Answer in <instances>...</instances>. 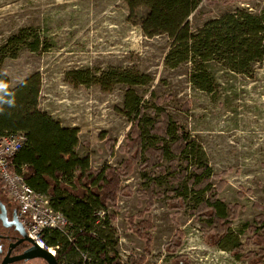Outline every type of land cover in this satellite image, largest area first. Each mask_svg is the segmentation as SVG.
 <instances>
[{"label": "rangeland", "instance_id": "374dc122", "mask_svg": "<svg viewBox=\"0 0 264 264\" xmlns=\"http://www.w3.org/2000/svg\"><path fill=\"white\" fill-rule=\"evenodd\" d=\"M239 8L260 13L264 0H203L189 21L196 31L208 20ZM145 11L140 9L141 14ZM128 16L123 0H0V45L21 31L26 37L18 55L4 60L2 71L12 87L40 73L39 108L63 125L79 129L77 152L88 156L91 166L97 169L106 164L119 166L126 158L119 149L126 144L132 126V118L122 112L126 84L117 82L108 91L94 83L76 86L66 73L86 68L99 73L117 67L148 75L147 83L133 86L145 107L144 131H150L152 121L162 120L163 110L170 114L195 139L213 171L223 173L227 184L219 198L227 210L237 203L240 211L231 237L220 247L206 242L202 230L210 229V221L196 215L190 197L183 208L177 209L168 204L165 195L151 210L153 245L145 264H171L177 253L191 264H256L234 255L232 247L234 242L244 243L251 236L248 226L259 213L254 205L264 203V64H256L247 74L213 62L216 89H199L189 80L190 63L176 67L165 63L172 39L167 34L146 36ZM36 38L40 46L31 50ZM171 139L162 145L169 148ZM108 140L114 142L112 152ZM148 142L153 141L148 138ZM172 158L167 155L163 160L167 168ZM176 159L184 167L182 158ZM146 172L148 175L150 170ZM152 180L163 193L182 186L159 173L146 180L136 166L130 176L122 179V185L132 193L120 194L118 209H108V214H117L116 221L111 222L114 230L109 231L116 242L114 252L125 264L130 255L144 254L145 241L130 231L127 217L145 206L146 200L137 191ZM241 191L245 192L243 196L239 195ZM178 228L184 233L183 244L174 254L165 244ZM245 248L255 250L257 246L249 244ZM21 261L16 264H46L39 258ZM181 261L186 263V259Z\"/></svg>", "mask_w": 264, "mask_h": 264}, {"label": "trees", "instance_id": "16d2710c", "mask_svg": "<svg viewBox=\"0 0 264 264\" xmlns=\"http://www.w3.org/2000/svg\"><path fill=\"white\" fill-rule=\"evenodd\" d=\"M123 1L128 6L129 20L139 24L146 36L167 34L172 39L165 63L171 67L190 63L189 80L199 89L209 92L216 89L217 81L211 71L213 62L247 74L256 64H264V10L253 13L239 8L210 19L193 31L189 16L203 0ZM142 8L146 9L143 14L140 13ZM25 42L26 37L21 31L0 45V134L24 132V144L10 158L12 168L22 173L32 188L50 195L53 206L73 223L70 229L72 241L58 231L47 236L49 244L60 242L63 245L57 260L69 258L79 247L90 254L93 264H125L114 252L116 242L109 231L114 230L111 222L116 221L117 214H108V209H118L120 194L132 193L128 186L122 185V179L130 176L136 166L140 167L146 180L159 173L168 175L172 184L182 186L163 193L152 180L145 189L137 191L146 203L141 210L129 215L127 222L130 231L143 239L145 246L144 254L130 255L128 264H145L151 254L154 229L151 210L165 195L168 204L177 209L183 208L190 197L196 205V215L210 221V229L202 230L206 242L224 247V242L232 235L240 205L230 204L227 210L219 198L220 191L227 184L223 173L213 171L195 139L170 114L163 110L162 120L152 121L150 131H144L143 122L147 121L145 107L133 86L147 83L149 76L117 67L99 73L89 68L66 73L68 80L76 86L94 83L108 91L117 82L126 84L122 112L132 118V126L126 144L119 147L126 158L119 166L106 164L97 169L91 166L88 156H80L77 152L79 129L64 126L59 119L39 108L40 73L31 74L12 87L9 77L2 71L4 60L8 56L16 57ZM39 46L40 40L36 38L30 48L38 50ZM148 138L153 142L149 143ZM168 139L172 143L166 148L162 142ZM107 147L112 152L114 142L108 140ZM167 155L175 157L169 161V168L163 164ZM176 157L182 158L184 167H180ZM147 170H150L148 175ZM244 194V191L239 193L240 196ZM254 206L259 213L248 226L251 236L244 243L234 242L232 251L236 256L264 264V203ZM99 211L105 212L104 217L98 214ZM183 237V231L178 228L165 244L167 250L177 253ZM249 244L256 245L257 249L246 250ZM183 259H186L185 264H191L179 253L173 256L171 264H184Z\"/></svg>", "mask_w": 264, "mask_h": 264}, {"label": "built area", "instance_id": "2783aa9c", "mask_svg": "<svg viewBox=\"0 0 264 264\" xmlns=\"http://www.w3.org/2000/svg\"><path fill=\"white\" fill-rule=\"evenodd\" d=\"M26 139L24 132H6L0 134V187L4 195L17 207L18 219L26 230L27 236L38 246L57 257L63 245L49 244L47 236L54 231L60 232L72 241L70 229L73 223L65 214L56 209L50 195L32 188L24 175L12 168L10 158L22 147ZM97 214V213H96ZM98 214L104 217L105 212ZM101 226L105 224L101 222ZM59 264H93L86 251L76 247L69 258L62 257Z\"/></svg>", "mask_w": 264, "mask_h": 264}, {"label": "flooded vegetation", "instance_id": "af4514ba", "mask_svg": "<svg viewBox=\"0 0 264 264\" xmlns=\"http://www.w3.org/2000/svg\"><path fill=\"white\" fill-rule=\"evenodd\" d=\"M7 200V197L0 191V264L3 263L7 252H10V257H15L28 248V244L20 240L21 235L16 230L17 207L9 200L7 202ZM2 205L5 206V212ZM40 260L46 263L43 259ZM19 261L9 262L8 264L20 263Z\"/></svg>", "mask_w": 264, "mask_h": 264}, {"label": "water", "instance_id": "95a60500", "mask_svg": "<svg viewBox=\"0 0 264 264\" xmlns=\"http://www.w3.org/2000/svg\"><path fill=\"white\" fill-rule=\"evenodd\" d=\"M2 209L5 212L4 205H2ZM15 224H16V230L21 235L20 240L26 242L28 244V248L23 253L15 257H10L9 256L10 252H7L2 264H8L9 262L34 259V258L43 259L47 264H59L56 256L52 255L46 249L35 244V242L27 236L26 230L24 229L23 225L21 224L18 218H16Z\"/></svg>", "mask_w": 264, "mask_h": 264}, {"label": "crops", "instance_id": "0c3cea01", "mask_svg": "<svg viewBox=\"0 0 264 264\" xmlns=\"http://www.w3.org/2000/svg\"><path fill=\"white\" fill-rule=\"evenodd\" d=\"M16 85H17V84H16ZM16 85H15V86H16ZM64 126H68V125H64ZM69 127H71V126H69Z\"/></svg>", "mask_w": 264, "mask_h": 264}]
</instances>
